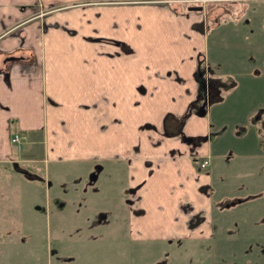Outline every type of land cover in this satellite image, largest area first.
I'll return each mask as SVG.
<instances>
[{"label": "crops", "instance_id": "obj_1", "mask_svg": "<svg viewBox=\"0 0 264 264\" xmlns=\"http://www.w3.org/2000/svg\"><path fill=\"white\" fill-rule=\"evenodd\" d=\"M169 2L0 0V176L23 172L30 179L41 177L34 166L30 173L25 167L13 170L12 165L21 159H29L33 165L39 160L89 162L87 174L80 175L82 183H76L84 191L85 176L95 168V161L108 158L110 173L125 163L122 176L134 191L135 203L146 189L171 186L162 180V167L172 168L175 182H183L177 190L188 192L194 186L191 191L199 200L211 202L209 180L213 181V175L202 174L192 160L194 155H210L215 149L204 137L211 118L208 115L206 121L194 110L173 131L165 128L166 115L170 113L173 120L180 117L190 100L185 97L177 106L172 96L201 84L199 57L195 70L185 57H197L203 43L195 48L192 41L188 51L177 46V37L179 33L200 37L194 27L198 21L208 34L211 13L179 10ZM217 10L220 20L211 17L218 27L217 52L208 63L217 77L233 80L218 102L250 104L251 100L244 103L237 95L241 87L259 81L264 85V18L256 16L264 15V8H244L241 11L249 16L247 22L240 16L223 24L229 11ZM163 17L169 22L168 29ZM161 33L167 38L158 39ZM205 37L209 50L208 35ZM233 37L239 38L241 47L232 45ZM130 46L146 49L141 55L125 54ZM166 47L168 55H163ZM232 47L243 51L228 59L225 53ZM13 55L18 57L10 58ZM173 90L177 93L171 94ZM168 99L175 111L163 102ZM17 131L24 138L15 147L11 137ZM24 149L29 156L19 157ZM102 166L100 162L98 171ZM201 175L206 176V192ZM33 186L42 188L37 183ZM111 210L114 213L112 206Z\"/></svg>", "mask_w": 264, "mask_h": 264}, {"label": "rangeland", "instance_id": "obj_2", "mask_svg": "<svg viewBox=\"0 0 264 264\" xmlns=\"http://www.w3.org/2000/svg\"><path fill=\"white\" fill-rule=\"evenodd\" d=\"M168 1L179 10L188 9L189 5H202L203 12L211 13L215 21L222 16H218L217 9L225 8L229 12L223 16L222 24L240 16L247 22L249 16L242 14L244 8H264V0ZM256 16L259 20L264 18L262 13ZM211 17L208 34L202 29V21H198L194 27L200 37L190 38L191 34L179 33L177 46L189 51L192 41L195 48L203 43L195 53L197 57L188 54L185 61L195 70L197 58L203 54L199 68L205 70L209 79L218 78L222 85L225 83L227 90L233 85L231 77L219 79L210 68L218 42L215 38L218 27ZM164 18L162 23L168 29L169 22ZM203 34L208 35L209 50ZM157 36L158 39L167 38L163 33ZM234 40L232 45L241 47L239 38L230 39ZM145 49L130 46L129 52L126 49L124 53L141 55ZM242 51L232 47L225 57L229 59L232 54ZM163 55H168L167 47ZM261 83L239 89L237 96L242 102L251 100L250 104L219 103L224 87L220 88L219 94L218 91L212 94L209 88L204 93L205 88L198 86L172 96L177 106L185 97L190 99L188 105L198 97L191 112L200 109L195 111L199 117L203 116L206 121L208 115L211 118V129L220 138V146L214 149L208 167L201 172L213 175L209 189L213 191L214 202L220 201L223 208L213 207L208 199L199 200V195L191 191L196 189L194 186L189 187L188 192L177 190L183 182H175L176 172L170 167L161 168V177L171 186L146 189L141 192L140 202L135 203L131 195V202L122 197L123 193L126 197L131 188L122 176L126 167L124 162L116 168L111 165L114 170L110 173L106 166L112 163L111 159L96 160L89 184L98 173L99 180L95 179L99 188L97 195H89V192L76 195L72 191L79 189L73 186L71 190V183H82L79 182L81 173L87 174L89 162L61 160L59 164L39 160L33 165L29 159H19L12 165L13 170L15 166L25 167L30 173L34 166L41 177L30 179L23 172L8 178L0 176V264H264V128L259 127L256 132L253 123L258 115L264 117V103L261 104L264 85ZM163 102L174 110L169 99ZM157 127L156 124L152 129ZM241 129L244 132L239 134ZM23 138L14 142L15 147L22 145ZM24 153L19 157L29 156L25 149ZM100 162L103 166L96 172ZM199 178L204 180L206 192V176ZM36 183L42 187L40 190L33 186ZM63 190L65 205L54 200ZM128 202L131 203L129 209L125 208Z\"/></svg>", "mask_w": 264, "mask_h": 264}, {"label": "flooded vegetation", "instance_id": "obj_3", "mask_svg": "<svg viewBox=\"0 0 264 264\" xmlns=\"http://www.w3.org/2000/svg\"><path fill=\"white\" fill-rule=\"evenodd\" d=\"M190 6V5H189ZM189 6H188V8H189ZM190 10H195V11H201V12H203V10H204V6H203V8L202 9H190ZM202 24V23H201ZM202 29H203V27H202ZM204 31V30H203ZM203 54H199V64L200 63H202V60H201V58L203 59ZM198 75H199V80H200V85H199V87L200 88H205V92L204 93H206V92H208L207 91V89L209 88L211 91H212V94H215V92L216 91H218L217 93L219 94L220 92H219V90H220V88H223L224 87V89L226 88V84L225 83H223V85H222V83H220V81H218L217 79L218 78H214V79H209V77L207 76V74H206V72H205V70L203 69V71H198ZM220 79V78H219ZM205 85H206V87H205ZM205 97V96H204ZM197 99H198V97L195 99V100H192L190 103H189V105L187 106V108H186V110L184 111L185 112V114H184V112L182 113V115L180 116V117H178V118H174V120L171 118V114H168V115H166V120H165V128H166V130L167 131H169V132H171V131H173V129L172 128H174L175 126L174 125H176L177 126V124L176 123H178V125H179V123H182L183 124V122L186 120V118L191 114V110L193 109V107H194V104H195V102L197 101ZM200 99V98H199ZM203 100V98L201 99V101ZM200 101V102H201ZM198 106V105H197ZM203 109V108H202ZM195 110H198V111H200V109H195ZM194 111V110H193ZM201 112H203V111H201ZM264 117L262 116V114L261 115H258L257 117H255V119H253L254 121H253V123L255 124L254 125V128L256 129V131L259 129V127H261V128H264V121H262V119H263ZM174 122H173V121ZM260 123V125H258ZM244 131V129H241L238 133L240 134V133H242ZM258 132V131H257ZM205 138H208L209 140H210V142H212V144H214V148L215 149H219V146H218V144H219V141H220V138L217 136V133L215 132V131H213L212 129H211V125H210V128H209V130H208V132L205 134V136H204ZM211 156H212V152H211V154L210 155H203V156H193L192 157V160L194 161V164H195V166H196V168H197V170H199V171H202L203 169H206L207 167H208V165H209V162H210V159H211ZM93 170H95V168L94 169H91L90 171H89V175H87V176H85V178H86V186H85V190L84 191H81V189L79 188V187H77V185L76 184H73V183H71V190H72V187L73 186H75L76 188H78L79 190H77V191H72V193L73 192H75L76 193V195H79L81 192H89V195H92V194H96L97 195V192H98V187H97V185L95 184V179L97 178V180L99 179L98 178V173L97 174H95V177H93V181L91 182V184H89V180H90V173H91V171H93ZM96 172H99L98 171V169H97V171ZM95 184V185H94ZM87 186H89V187H87ZM62 190V189H61ZM87 190H89V191H87ZM210 190V189H209ZM132 192H134L132 189H130L129 188V190H128V192H127V196L125 197L124 196V193H123V197L124 198H128L129 199V201L131 202V199H130V195H131V193ZM66 193L64 192V190H63V192L61 191V196L60 195H57V196H55L54 197V200H56V201H61V205H65L66 204V198H64V195H65ZM210 198H211V204H212V206L214 207V205H216L217 207H220V208H223V206L221 207V204H219V202L220 201H216V202H214V197H213V191L211 190L210 191ZM122 200V199H121ZM238 200V199H237ZM124 204V203H123ZM131 203H129L128 202V205H125V208H128L129 209V205H130ZM218 204V205H217ZM111 207V206H110ZM106 209H107V207H106ZM107 211H108V209H107ZM112 211V210H111ZM108 217V216H107ZM102 220H104V219H102ZM101 220V221H102ZM101 221H97V223H100ZM106 222V221H105Z\"/></svg>", "mask_w": 264, "mask_h": 264}, {"label": "built area", "instance_id": "obj_4", "mask_svg": "<svg viewBox=\"0 0 264 264\" xmlns=\"http://www.w3.org/2000/svg\"><path fill=\"white\" fill-rule=\"evenodd\" d=\"M23 137H24V134L22 132H20V131H17L11 137V141L20 142Z\"/></svg>", "mask_w": 264, "mask_h": 264}, {"label": "water", "instance_id": "obj_5", "mask_svg": "<svg viewBox=\"0 0 264 264\" xmlns=\"http://www.w3.org/2000/svg\"><path fill=\"white\" fill-rule=\"evenodd\" d=\"M203 8V6L202 5H190L189 6V9H202ZM16 57H18V56H15V55H13V56H10V58H16ZM19 169H22V170H25V168H19Z\"/></svg>", "mask_w": 264, "mask_h": 264}, {"label": "trees", "instance_id": "obj_6", "mask_svg": "<svg viewBox=\"0 0 264 264\" xmlns=\"http://www.w3.org/2000/svg\"><path fill=\"white\" fill-rule=\"evenodd\" d=\"M23 58H24V57H23ZM198 71H203V69H200V68H199V70H198Z\"/></svg>", "mask_w": 264, "mask_h": 264}]
</instances>
